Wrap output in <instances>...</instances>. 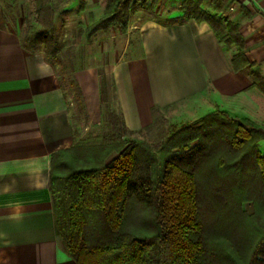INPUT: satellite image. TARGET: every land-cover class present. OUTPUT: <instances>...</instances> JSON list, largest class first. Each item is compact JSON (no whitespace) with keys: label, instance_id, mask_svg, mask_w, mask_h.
<instances>
[{"label":"crops","instance_id":"0c3cea01","mask_svg":"<svg viewBox=\"0 0 264 264\" xmlns=\"http://www.w3.org/2000/svg\"><path fill=\"white\" fill-rule=\"evenodd\" d=\"M238 4L229 20L264 77V0ZM137 40L131 56L74 70L76 108L57 67L43 50L26 48L0 12V264H78L62 245L51 191L52 173L63 175L58 169L76 144V111L97 126L105 107L115 109L131 131L152 126L167 109L228 111L264 127V91L253 85L250 66L233 63L237 46L228 48L210 21L148 20Z\"/></svg>","mask_w":264,"mask_h":264},{"label":"rangeland","instance_id":"374dc122","mask_svg":"<svg viewBox=\"0 0 264 264\" xmlns=\"http://www.w3.org/2000/svg\"><path fill=\"white\" fill-rule=\"evenodd\" d=\"M177 1L130 0L126 28L119 21L101 23L115 10L116 1L112 0H0V12L9 30L21 41L27 40L29 48L36 43L32 38L40 29L56 38L55 54L68 72L64 85L78 108L77 90L70 85L73 70L91 65L101 69L131 56L142 22L196 13L215 23L228 48L239 45L233 27L236 23L228 16L238 0H195L199 11L188 9L189 0ZM36 49L44 51V44ZM53 64L60 73L59 62ZM76 113V144L65 153L59 173L108 163L129 143L143 156L155 155L159 164L164 157H172L194 171L205 264H249L254 252L255 264H264V140L259 144L248 140L240 148L233 147L231 135L221 119H216L207 137L182 135L165 155L160 150L168 138L204 115H183L167 109L157 114L152 126L131 131L115 109L105 107L104 119L97 126H89L86 116ZM125 223L124 230L138 236L156 232L153 211L141 200L129 204Z\"/></svg>","mask_w":264,"mask_h":264},{"label":"trees","instance_id":"16d2710c","mask_svg":"<svg viewBox=\"0 0 264 264\" xmlns=\"http://www.w3.org/2000/svg\"><path fill=\"white\" fill-rule=\"evenodd\" d=\"M112 1H116L115 10L111 17L101 23L119 21L126 28L130 0ZM195 4V0H189L186 6L196 11L198 5ZM242 11L247 18L251 17L243 6ZM187 15L208 20L217 30L209 18L196 13ZM215 17L220 19V16ZM233 27L239 41L233 63L242 67L250 66L253 85L264 91V77L245 58L238 25ZM219 33L217 30L221 38ZM33 39L36 43L31 42L30 48L27 47V40L21 42L31 50L44 44L47 59L52 63L59 62L62 67L59 77L64 85L68 72L55 54L56 38L40 29ZM70 85L76 88L79 96V88L73 79ZM216 119H221V124L231 135L230 143L233 147L240 148L248 140H253L255 144L264 140V127L250 119L232 117L218 110L174 132L160 152L166 155L182 135L207 137ZM256 153L259 157L258 149ZM58 156H63V152ZM196 188L191 167L182 166L167 156L159 164L155 155H141L132 143L126 144L116 157L100 166L73 168L63 175L53 172V210L62 245L78 264H205L203 223L198 213ZM136 200H141L153 211L155 233L138 236L124 230L127 208ZM256 255V252L252 254L249 264H255Z\"/></svg>","mask_w":264,"mask_h":264}]
</instances>
